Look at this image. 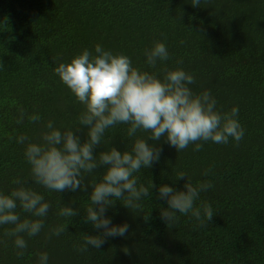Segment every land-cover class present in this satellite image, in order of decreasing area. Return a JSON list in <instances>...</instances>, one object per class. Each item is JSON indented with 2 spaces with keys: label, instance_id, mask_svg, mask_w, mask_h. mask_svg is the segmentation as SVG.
Returning <instances> with one entry per match:
<instances>
[{
  "label": "trees",
  "instance_id": "obj_1",
  "mask_svg": "<svg viewBox=\"0 0 264 264\" xmlns=\"http://www.w3.org/2000/svg\"><path fill=\"white\" fill-rule=\"evenodd\" d=\"M155 41L165 43L170 59L151 68L144 50ZM96 44L128 56L134 67L158 78L164 69L180 68L195 78V93L211 92L217 110L239 108L245 135L238 146L231 139L226 145L209 141L199 152L194 145L176 152L163 138L149 141L162 149L160 160L141 169L139 182L145 186L151 181L184 190L186 181L176 179L179 171L194 185L211 181L213 187L196 202L213 208L206 226L178 213V222L168 228L159 216L167 204L152 188L142 201L143 213L120 202L108 209L114 225H129L125 237L78 252L74 245L82 244L84 234H97L83 219L91 188L57 193L33 181L26 145L42 143L48 121L61 132L78 127L84 111L54 69L84 49L95 54ZM0 63V191L9 194L20 178L51 204L41 233L24 237L28 247L21 258L13 239L3 235L12 226L0 225V264H38L41 252L48 254V264H264V0H202L200 7L191 0H0ZM34 114L40 121L29 120ZM126 128L106 130L94 154L111 147L130 150L134 137ZM76 134L84 141L86 126ZM142 135L147 133H137ZM21 136L28 137L23 144ZM208 168L211 173L203 175ZM103 170L86 174V183L99 182ZM66 205L78 212L69 220L58 215ZM148 211L151 219L145 222ZM65 222L67 232L48 238Z\"/></svg>",
  "mask_w": 264,
  "mask_h": 264
},
{
  "label": "clouds",
  "instance_id": "obj_2",
  "mask_svg": "<svg viewBox=\"0 0 264 264\" xmlns=\"http://www.w3.org/2000/svg\"><path fill=\"white\" fill-rule=\"evenodd\" d=\"M208 3V0H203ZM202 0H191L193 7H200ZM183 44V41H180ZM94 53L82 50L68 63H60L54 72L84 105L78 117V127L61 132L52 121L46 122L47 131L41 133L42 143H28L25 158L30 165L33 181L45 189L57 193L87 190L89 206L84 216L85 223H91L96 235L83 236L82 244L74 247L78 252H87L89 247L100 249L112 237H125L129 225H114L106 215L116 202L137 213H143L142 201L149 199L150 189H157V197L167 204L161 208L160 219L168 228H174L180 215L191 216L198 226H206L214 211L210 204L196 202L202 192L213 187L211 181L193 184L184 171L176 174V179H184V190H177L167 184L148 186L139 182L141 169L151 168L160 160L162 149L156 143L163 138L176 152H183L194 145L193 151L202 150V142L226 145L230 139L236 146L244 138L245 129L238 120L239 108L232 107L227 112L217 110V101L210 91L195 93L192 85L195 78L180 68L164 69L162 78L157 73L142 71L134 67L131 59L124 54H114L100 44L94 46ZM146 63L155 68L158 62L170 59L168 48L160 41L153 42L144 50ZM182 63V61H180ZM0 67L3 64L0 63ZM23 110H21V123ZM39 115L29 117L31 122L40 121ZM127 125L126 133L134 140L130 150L118 151L111 147L108 151L94 154L101 145L106 130L117 125ZM86 126V139L76 133ZM147 133L137 136V133ZM28 137L21 136L23 144ZM103 168L99 182L86 183L85 175ZM212 169H205L207 176ZM20 185L9 194L0 191V225H11L3 232L4 237L12 238L21 258L25 255L27 241L41 233L45 227L51 204L44 196L31 188L24 187L25 181L13 180ZM27 214L23 218L17 209ZM178 213L180 215H178ZM78 214L70 206L59 208L58 215L71 218ZM147 222L149 211L142 216ZM68 222L52 228L48 238L67 232ZM48 254H38V264H48Z\"/></svg>",
  "mask_w": 264,
  "mask_h": 264
}]
</instances>
